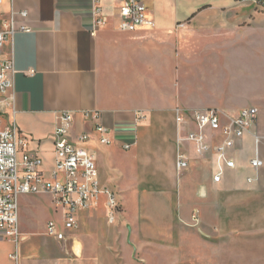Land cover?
<instances>
[{
    "label": "crops",
    "instance_id": "obj_1",
    "mask_svg": "<svg viewBox=\"0 0 264 264\" xmlns=\"http://www.w3.org/2000/svg\"><path fill=\"white\" fill-rule=\"evenodd\" d=\"M122 2L103 0L109 23L101 29L94 28L92 0L0 4V23L15 11H27L33 28L16 34L3 51L16 70L4 97V126L15 124L28 136L45 175L55 167L54 138L63 112L74 115V136L93 132L95 124L85 113L94 111L110 131V145L93 141L89 146L100 184L120 195L121 218L108 223L103 198L97 208L80 213L78 229L59 244L70 243L76 264H141L150 251L178 249L192 230L196 210L202 231H264V167L250 180L256 176L253 137L246 136L232 152L236 169L216 183L213 157L192 152L189 169L177 170L175 117L177 107L193 113L217 104L188 110L191 105L181 98L176 81L192 50L223 52L247 42L256 48L264 41V10L234 0H147L152 24L128 33L117 28ZM256 131L264 136V108ZM261 157L264 161V141ZM15 250L0 239V264H11Z\"/></svg>",
    "mask_w": 264,
    "mask_h": 264
},
{
    "label": "built area",
    "instance_id": "obj_2",
    "mask_svg": "<svg viewBox=\"0 0 264 264\" xmlns=\"http://www.w3.org/2000/svg\"><path fill=\"white\" fill-rule=\"evenodd\" d=\"M3 1L0 0V4ZM234 1L237 4H253L264 10V0ZM146 2L123 0L119 6V31L131 33L152 24ZM102 3L103 0H92L95 29L104 28L109 23ZM28 17L27 11H15L0 23V239L16 247L9 257L11 264H21V247L27 240L20 226L19 200L23 195L47 194L52 197L62 222H48L46 235L58 243L66 241L68 233L78 229L80 213L97 208L103 198L106 199L109 224H117L123 213L120 195L100 184L95 151L89 146L93 141L100 146L112 143L109 129L101 124L100 112L85 113L94 122V129L91 133L84 132L78 136H74L73 113L65 111L61 114L54 138L55 167L49 177L44 173L43 159L31 151L28 136L15 124L4 126L8 106L4 97L13 87L16 70L12 59L5 58L3 51L8 42H13L16 34L33 32ZM259 116L260 109L257 107L243 108L235 116H228L216 107L193 113L177 107V170L182 173L189 169L192 152L198 157L210 156L214 158L216 167L214 181L219 183L227 171L236 169L237 161L232 152L250 135L255 143L251 166L256 173L250 180L257 179L264 167L261 157L264 136L256 131ZM124 149L130 150L131 145H124ZM193 221L197 225L202 223L198 210L193 213Z\"/></svg>",
    "mask_w": 264,
    "mask_h": 264
},
{
    "label": "rangeland",
    "instance_id": "obj_3",
    "mask_svg": "<svg viewBox=\"0 0 264 264\" xmlns=\"http://www.w3.org/2000/svg\"><path fill=\"white\" fill-rule=\"evenodd\" d=\"M254 51L257 56L251 54ZM176 82L182 90V100L192 107L188 110L206 103H217L214 107L228 116H235L246 107L261 110L264 108V41H258L256 48H250L247 42L241 48L225 47L223 52L194 48ZM19 204L21 232L27 236L22 244L21 264H76L70 243L59 244L46 235L48 222H62L52 197L23 195ZM201 224L193 221L192 230L185 233L184 243L178 249L150 251L141 264H264V231L219 234L202 231Z\"/></svg>",
    "mask_w": 264,
    "mask_h": 264
}]
</instances>
